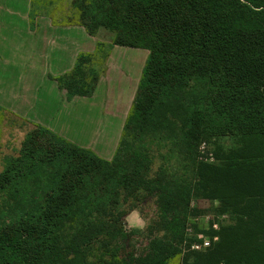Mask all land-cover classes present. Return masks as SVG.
<instances>
[{
	"label": "trees",
	"instance_id": "16d2710c",
	"mask_svg": "<svg viewBox=\"0 0 264 264\" xmlns=\"http://www.w3.org/2000/svg\"><path fill=\"white\" fill-rule=\"evenodd\" d=\"M38 4L35 15L52 12ZM70 9L78 23L68 25L112 39L56 78L68 101L93 96L114 47L149 55L112 160L31 124L0 173V264H79L71 256L82 246L121 235L123 206L149 198L164 234L130 264H169L183 252L184 264H264V0H72ZM220 138L234 141L217 149L221 164L190 158ZM178 155V169L168 167ZM194 192L234 218L202 251L190 250ZM80 219L67 248L59 231ZM98 264L119 263L110 252Z\"/></svg>",
	"mask_w": 264,
	"mask_h": 264
},
{
	"label": "crops",
	"instance_id": "0c3cea01",
	"mask_svg": "<svg viewBox=\"0 0 264 264\" xmlns=\"http://www.w3.org/2000/svg\"><path fill=\"white\" fill-rule=\"evenodd\" d=\"M53 8L47 14H34L36 0H0V108L11 116L40 125L68 142L93 151L110 161L119 146L129 110L105 111L101 105V77L91 97L68 101L56 78L69 74L82 53L95 54L99 36H90L79 25L57 24L53 18H69L72 0H50ZM39 5V4H38ZM42 5V4H41ZM70 10V11H69ZM32 18H38L33 24ZM114 47L107 59L112 62ZM140 57L138 66L119 67L139 82L146 63ZM113 66V63L112 65ZM128 81V80H127ZM138 82V83H139ZM100 95V96H99ZM98 99V102H97ZM96 102L95 113L86 114L82 106Z\"/></svg>",
	"mask_w": 264,
	"mask_h": 264
},
{
	"label": "rangeland",
	"instance_id": "374dc122",
	"mask_svg": "<svg viewBox=\"0 0 264 264\" xmlns=\"http://www.w3.org/2000/svg\"><path fill=\"white\" fill-rule=\"evenodd\" d=\"M36 2L40 5V11H43L42 9L45 10L42 13H49L53 10L49 4L53 2L50 0H36ZM37 19L38 18H32L33 24L37 22ZM53 19L57 24H67L69 22L78 23V18ZM98 36L100 43H103L108 47L112 39V34L102 30L99 32ZM105 46L103 49L107 50V47ZM148 55L149 52L146 50L128 49L123 47L115 48L112 62L110 61L108 63L106 61V70L102 74V77L105 79L102 83L100 91L101 100L98 98L99 102L101 101V105H106V112L107 109L118 106V108H121L122 114H125L128 110L130 113L138 90L139 78L136 79V81L132 78L130 81L128 78H125L127 75L125 74V71L127 66H138L140 57L146 56L147 58ZM112 63L113 66H111ZM118 64L121 66L125 65L124 72L121 71V66L119 67ZM89 67L100 71L103 65H97L96 61L93 60ZM85 73L87 74V72ZM97 102L96 108H99L98 106L100 105L97 104ZM94 106L93 102L86 103L83 104L82 110L83 112L86 110V114L89 113L88 115L92 112H99L96 111V108L93 109ZM113 110L114 108L112 111ZM116 113H118V111L114 110L113 114ZM31 130L32 126L28 121L17 119L7 113L0 115V173L3 172L7 164V160L9 161L10 158L18 157L21 147ZM232 145H234V141L224 138L204 141L200 145L197 153H190V158L199 163L219 165L223 162V159L220 158L219 153L217 155V149L219 146L228 149ZM176 157V159L174 158L172 161H169L167 164L168 167L178 169L179 155ZM160 165H162V160L157 158L153 166V173L157 171ZM216 206L217 203L215 204L203 197L201 194L194 192L191 201L192 219L190 223L197 226L199 230L198 235L202 234L213 242L215 239L218 241L219 238L217 233L219 232L221 226L231 225L234 222V218L231 216L217 214L215 211ZM101 208L105 209L104 206H101ZM105 210H110V208ZM123 211L127 213V216L124 220H122V233L116 240L113 241V243L108 244L109 247L107 246V242L109 240L103 241L102 239L100 241H90V243L87 244V247H81L84 249L83 252L81 251L82 253L72 255L71 259H76L79 264H98V262L102 260V257H106L110 252H113L119 264H130L135 258L147 255L150 251L151 241L162 237L164 234L162 232L163 229L160 227L163 219L161 209L156 204L155 198H149L135 209H131L129 206H123ZM82 221V219L74 221L60 229V237L63 243L68 246L67 248L71 247L70 241H72V238L76 236L77 230L82 224ZM186 255L187 253L183 252L179 257L171 260L169 264H184Z\"/></svg>",
	"mask_w": 264,
	"mask_h": 264
},
{
	"label": "built area",
	"instance_id": "2783aa9c",
	"mask_svg": "<svg viewBox=\"0 0 264 264\" xmlns=\"http://www.w3.org/2000/svg\"><path fill=\"white\" fill-rule=\"evenodd\" d=\"M198 242L197 243H193L190 246V250L192 251H202L205 250L207 248H209L211 246L212 241L210 239H207L204 235H196ZM217 239L214 240V242H216Z\"/></svg>",
	"mask_w": 264,
	"mask_h": 264
}]
</instances>
